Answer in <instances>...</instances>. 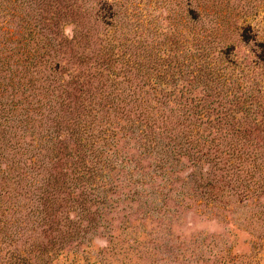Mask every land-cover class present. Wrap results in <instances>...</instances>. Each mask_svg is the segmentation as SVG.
Masks as SVG:
<instances>
[{
    "label": "trees",
    "instance_id": "obj_1",
    "mask_svg": "<svg viewBox=\"0 0 264 264\" xmlns=\"http://www.w3.org/2000/svg\"><path fill=\"white\" fill-rule=\"evenodd\" d=\"M71 2L0 0V65L7 66L5 71L15 67L21 74L45 72L47 96L57 102H51L52 108H61L53 111L57 113L52 119L54 132L71 136L67 162L58 167L59 160L55 173L47 172L42 180L40 216L47 228L41 226L42 232L31 246L52 250L73 237L70 231L65 234L60 229L58 216L62 214L75 225V232L81 228L96 231L103 218V209L96 204L104 203L107 195L139 200L142 194L156 192H149L145 185H153L155 181H151L157 177L165 181L159 185L165 193L169 183L179 180L176 174L184 167L191 172L181 188L191 187L192 196L202 200L222 202L224 197H238L240 204L251 202L264 227V87L257 81L251 87L237 85L232 76L228 82L223 70L207 61L208 55L199 54L204 39L194 40L196 51L187 56L189 62L170 60L165 71L154 69V75L143 72L144 60L152 57L138 53L145 48L143 40L140 47L133 40L120 43L123 53H117L115 46L109 51H88V24L84 13ZM188 13L193 22L201 19L199 6ZM69 22L75 31L72 41L62 34ZM240 30L243 43L262 49L252 52L254 63L264 65V42L257 40L252 23ZM235 49L231 44L219 55H230ZM68 66H73L74 72L67 74L66 81L62 77ZM192 67L196 76L187 79L185 73L195 71H190ZM199 86L201 99L195 93ZM56 150L55 159L58 146L54 144L53 152ZM126 150L139 151L150 165L136 166L134 174L131 163L135 159ZM113 172L117 181H127L128 194L117 189ZM145 177L151 180L145 181ZM75 190H79L80 199L72 210L78 212L80 222L70 219V210L66 212L52 192L66 194L71 201ZM82 220L88 226L84 227ZM250 236L255 242L261 238ZM252 246L256 247L255 243Z\"/></svg>",
    "mask_w": 264,
    "mask_h": 264
},
{
    "label": "rangeland",
    "instance_id": "obj_2",
    "mask_svg": "<svg viewBox=\"0 0 264 264\" xmlns=\"http://www.w3.org/2000/svg\"><path fill=\"white\" fill-rule=\"evenodd\" d=\"M71 3L80 8L88 24V51H109L115 46L117 53H123L120 43L133 40L140 47L143 40L145 48L138 49V53L152 54L151 60H144L143 72L154 75V69L165 71L170 60L189 62L187 56L196 51L194 40L204 39L199 54L208 55L207 61L223 70L228 82H232L229 79L232 76L237 85L251 87L257 81L264 87V65L254 63L252 52L262 49L252 43L246 45L239 35L241 27L252 23L257 40L264 42V0H72ZM197 6L202 15L198 22H193L188 18V10ZM62 34L74 40L71 22L64 26ZM177 41L178 44H172ZM231 44L236 49L230 55H219ZM6 67L0 65V264H264V227L254 215L257 210L251 207V202L240 204L238 197H224L222 202H215L192 196L191 187L181 188L191 172L189 167L176 174L179 180L173 185L169 183L165 193L159 187L165 182L162 177L153 179V185L146 184L149 192H156L142 194L139 200L102 193L106 201L96 204L103 209L102 224L96 231L81 228L75 232V225L68 223L67 215L62 214L58 216L62 222L60 229L65 234L71 232L74 238L52 250L32 247L31 242L42 232V180L48 176L47 172H54L59 160L58 167L67 162L66 146L70 149L71 136L63 131L54 132L52 119L61 108L59 105L52 108L51 102H57L47 96L45 72L30 70L21 74L15 67L5 71ZM196 71L185 73L187 79L195 77ZM73 72V66H68L62 78L69 80L67 74ZM201 89L199 86L195 91L199 99L204 97ZM54 144L58 146L56 159ZM126 152L135 159L131 163L134 174L136 166L150 165L139 151ZM111 175L117 189L128 194L127 181H117L115 172ZM52 192L54 200L66 212L70 210V219L80 222L78 212L72 210L77 209L79 190L74 191L71 201L66 194ZM82 221L84 227L88 226ZM5 235L10 239L4 241ZM250 235L261 238L255 242Z\"/></svg>",
    "mask_w": 264,
    "mask_h": 264
}]
</instances>
